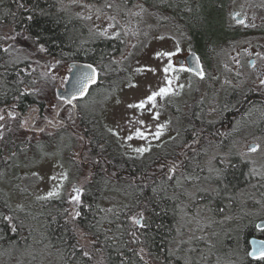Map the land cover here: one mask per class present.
Here are the masks:
<instances>
[{"label":"flooded vegetation","instance_id":"obj_1","mask_svg":"<svg viewBox=\"0 0 264 264\" xmlns=\"http://www.w3.org/2000/svg\"><path fill=\"white\" fill-rule=\"evenodd\" d=\"M126 2L133 3L132 0ZM235 18L238 19L239 16H235ZM244 22L246 23V21ZM237 43L235 41H224L212 48L222 46L225 49L222 54L230 65L227 69L228 72L225 74L229 82L216 90L214 97L217 100L213 97L207 98L205 95L201 97L203 102L194 110L190 108L187 111L185 107L184 112L181 114L182 117H179L182 121L177 128V153L174 159L177 160L175 164L177 176H182L184 169L190 164L192 165L193 171L189 178L191 181L190 187L198 188L197 186H201V182L206 184L205 189H196L191 193V196L195 197L191 200V203H195L201 208L209 207V213L214 214V218L218 220L220 218L222 225L225 224L226 227H229L231 223L238 224L240 228L235 227V230L240 236L234 234L228 236L226 232L227 239H245L247 236L246 239L251 247L252 237L264 239V236H262L264 235V228L258 226L259 221L264 219V209L258 215L253 211L261 203H264V183L260 182L259 176L254 175L252 172L251 160L254 158L252 155L255 154L248 151L255 144L261 145L260 137L262 140L264 139V88L261 87V80H264V51L258 53L250 50L244 57L245 49L249 46H245L247 42H241L243 46H236ZM248 43L257 48H262L260 45L264 44L259 41ZM232 48L238 50H229ZM210 53H216L217 57L218 51L211 50ZM231 60L232 62H230ZM245 60L246 64H244ZM71 61H68L69 66ZM217 64H215L216 67ZM177 66L187 67V64L185 62ZM69 71L70 67L68 70H64L65 81L69 77ZM207 76L212 77L213 73L209 71ZM103 78H106L104 72L94 87ZM196 82V86L203 87L205 85L199 79ZM89 92H91V88ZM102 96H93L91 98L92 102L95 103V100ZM88 98L89 94L74 99L70 103H63L65 100L58 97L55 100L54 111L48 113L41 110L39 105L29 106L25 110L14 103L0 105V116L4 117L0 120V196L1 200L7 203L6 209L0 212V242L6 241L7 237L12 235L14 241H20L22 237L29 240L33 239L32 246L36 247L37 236L40 239L38 241H42L50 232L65 231L64 228H66L70 219L68 216V196L38 199L39 196L30 187L25 185L27 188H23L21 185L25 172L19 177L20 172L16 170V167L21 166L20 158L27 157V155L10 152L6 143L15 140L12 139V137H15L12 136L9 140L6 134L13 127L18 128L27 125L32 132L31 145L33 150V155L27 158H31V161H38L42 155L54 151L50 153L59 156L58 158L56 156L57 161L63 165L62 170H65L67 175L70 169V176L73 179L72 188L83 189L81 200L75 209V212L79 211L80 213L77 216V221H80V218L84 221V208H89L86 207L88 204L84 201V193L89 190L100 193L98 201L93 204V212H96L94 232H88L84 225L80 226V229L83 233L89 235L90 240L94 236L93 242L97 243L95 246L99 253L96 254L95 252L93 256L96 258L97 264H104L101 260V251L102 248H105V244L103 245V241H101L103 231L106 233L110 231L109 236L113 238L114 242L116 241L115 233L119 226L118 215L122 208L115 207L112 211H106L101 206L102 198L106 191L121 192L124 195L126 189L129 188L128 185L138 182L139 173L126 172L115 167L114 164L116 163L111 161L112 158L109 156V152L112 153L113 148L119 141L116 135L110 131V128L105 126V123L99 118L88 121L83 119L81 106L82 102ZM192 110L194 113L192 119H187L186 115L191 113ZM10 113L15 115H10ZM92 114L93 116L97 115L95 111H92ZM25 121H27V124L24 123ZM6 129L8 132L5 131ZM40 129H43V131H40ZM236 140L243 142L242 149L238 152L231 149ZM246 141L248 142L245 143ZM99 147L106 150V152H103ZM100 150L101 153L98 152ZM213 160H224L226 162L239 160L243 164L247 163L249 169L248 172L245 170L246 183L230 188L231 192H228L229 188H227L226 192L222 193L223 191H220L221 187L218 184L220 175L213 176L216 172L213 169L209 170L211 169L209 161ZM163 162V160L160 161L161 164H164ZM170 172L172 173V171ZM219 172H221V168ZM145 176L147 178V174ZM213 178H215L214 181ZM180 179L181 182L185 181L183 177ZM68 182L69 180L66 181V183ZM3 183L6 186H3ZM34 183L37 185L38 179L35 178ZM63 185H61L62 189H64ZM186 187L188 185L177 186L179 192H177L175 203L179 208L182 207V203L187 202L189 197L183 191ZM26 193H29L30 197L32 196V204L30 210H21L26 213V215L21 216L17 212L18 210L13 207V200ZM125 197L127 201L124 206L133 203L132 195L126 194ZM7 217H11V221L6 219ZM34 221L37 225L40 221L41 230L36 229L35 231L33 229ZM13 226H15V230H13ZM240 230L243 233L240 234ZM89 245V243H80L79 247L90 254ZM4 247H2L3 255L8 252L17 255L20 252L19 248L5 249ZM229 249L227 248V250Z\"/></svg>","mask_w":264,"mask_h":264},{"label":"trees","instance_id":"obj_2","mask_svg":"<svg viewBox=\"0 0 264 264\" xmlns=\"http://www.w3.org/2000/svg\"><path fill=\"white\" fill-rule=\"evenodd\" d=\"M147 1L161 17L178 21L185 28L194 50L204 60L209 59L205 55L211 56V48L238 35L237 29H231L228 25L229 0ZM249 31L262 32L264 28H253L245 32ZM87 35L88 26L84 20L69 12L60 0H0V105L14 103L24 110L29 106L39 105L41 110L47 113L54 111L56 102L50 105L44 97L47 96L44 95L45 88L52 90L56 96L55 91L60 77L58 78L54 68L53 58H67L69 61L89 60L100 69L99 74L102 77L100 65L107 62L112 54L117 53L120 39L116 37L87 39ZM95 88H92L91 93ZM81 109L84 120L98 119L97 115L93 116L91 110L82 106ZM193 115L192 111L186 117L192 119ZM27 130L25 126L13 127L9 132L5 130L8 132L6 136L9 140L12 136L19 137L6 143L10 152H17V149L21 151V148H24L22 146L27 145L24 143L28 142L29 139L26 140L28 135L20 138L21 131ZM31 134L30 132V141ZM166 145L169 149L164 150L161 149L163 146L155 145L156 148L152 146L142 155L129 154L119 144L113 148L112 153L109 152L111 161L116 163L110 162L111 164L113 163L119 170L138 172L139 179L138 182L128 185L129 188L124 192L125 195H132L133 203L119 212L116 241L109 236L110 231L107 233L103 231L101 241L105 248L101 251L102 263L149 264L150 261H154L157 264H168L169 260L175 257L172 250L177 241L176 223L179 209L175 203L179 192L177 186L191 183L189 178L193 167L190 164L187 171L182 174L184 182H181L180 178L175 181L177 174L170 173V168L173 166L176 168L177 160L172 158L176 144L168 142ZM101 150L106 152L104 149ZM101 150L98 152L101 153ZM160 158L164 164H158ZM220 168L223 176H220L218 184L222 193H225L227 188L228 192H231L230 188L246 183L245 170L248 172L249 169L247 163L233 160ZM99 196L98 192L86 191L85 202L90 206L86 205L89 210L84 208V221L81 218L77 221L75 215L69 217L65 231L50 232L44 240L38 242L39 245L36 244L37 248H43L47 252L50 249L54 250L51 259L53 264H97L93 255L99 251L95 246L97 243L93 242L94 236L88 246L90 254L85 255L86 252L79 247V234L76 229L84 225L88 232H94L96 212H93V204L98 201ZM6 207L7 203L2 201L0 196V212ZM140 213H143L146 227L131 223V217ZM74 218L76 219L73 220ZM239 233L243 232L240 230ZM246 238H228V243L223 245L224 253L231 257L229 264H264V259L250 257V245ZM0 244L1 248L5 246V249H20L17 255L11 252L4 255L6 264L31 262L46 264L38 261L41 259L40 251H33L35 249L29 239L22 237L20 241H14L10 235Z\"/></svg>","mask_w":264,"mask_h":264},{"label":"rangeland","instance_id":"obj_3","mask_svg":"<svg viewBox=\"0 0 264 264\" xmlns=\"http://www.w3.org/2000/svg\"><path fill=\"white\" fill-rule=\"evenodd\" d=\"M60 1L69 12L79 16L87 24V39L98 37H116L120 39L121 43L117 53L112 54L107 62L100 65L106 78L101 79L100 83L95 86V91L90 94L91 96L86 101L82 102V107L97 113L99 120L111 129L119 141L118 144L127 153L140 155L134 149H150L156 145L157 147L163 146L161 149L166 150V148L169 149L166 143L177 144V128L182 121L179 117H182L181 114L184 112L185 107L187 111L190 108L194 110L203 102L201 97L205 95L207 98L213 97V99L217 100L214 97L216 90L229 82L225 74L228 72L227 69L230 65L222 54L225 50L222 46L215 49L211 48L214 51H218L217 57L216 53L211 54V56L205 55V57L209 58L204 60L205 63L209 62L207 64V68L209 67L207 72H212L213 76H206L207 78L204 77L205 79L200 78V81H203L202 84H205L203 87L196 86L197 78L190 71H180V67H177L175 56L180 53H188L194 49L189 36L178 21L161 17V15L157 14L156 9L149 5L147 0H136L133 3H125L122 0ZM233 9H238L237 13L244 16L242 20L246 21V23H238L240 20H237L232 15ZM88 17L91 18L88 19ZM227 17L229 27L237 29L238 35L224 41L238 42L236 46H243L241 42H247L245 46L249 47L245 49L244 57L250 50L258 53L264 51V44L260 45L262 48H257L248 43L251 41L264 43V31L245 32L253 28H264V0H229L227 2ZM110 24L113 27H109ZM104 30H107V35L100 34ZM229 50L235 51L238 49L232 48ZM162 52H173L175 54L171 58L157 55ZM52 61L62 84L65 81L63 72L69 68V60L58 57L53 58ZM169 63H172L177 68V71L165 74L163 69ZM216 63H218L217 67L215 66ZM213 64L215 66L214 71ZM244 64H246V60ZM151 69H154V71ZM166 76L173 78L171 84L173 92L166 96L157 97L154 105L149 103L144 109L129 107V105L139 103L161 87L168 86ZM261 87L264 88V84L261 83ZM202 92L203 94L200 95ZM45 93L44 95H47L44 96L45 99L49 101L50 105L54 104L57 97L53 91L45 88ZM95 95L104 96L98 97L93 103L91 98ZM189 103L191 104L190 106L188 105ZM157 113H159L158 117ZM160 125L164 127L160 128ZM26 129L28 130L21 131L20 138L27 134L26 139L29 140L24 143L27 145L22 146L24 148H21V151L19 149L16 151L28 157L33 155V150L28 126ZM137 129L144 132L145 135L143 137L137 136L135 134ZM157 132H160V135L157 136ZM129 136L132 139H128ZM16 138L19 137L17 136ZM259 140L261 142L260 148L254 152L255 155H252L254 158L251 161L252 168L256 169L254 175H258L259 179H261L260 182L264 183V139L262 140L260 137ZM242 146L243 142L236 140L231 149L234 152H238L242 149ZM174 149L175 153L172 158L177 153L176 146ZM50 152L54 151H49L42 155L38 161H31V158L27 157L20 158L21 166L16 167V170L20 172L18 176L20 177L25 172L21 185L23 188H27L25 186L27 185L39 197H47V193L54 188L58 191L56 196H68V216L72 217L75 214L78 203L72 199L76 193L73 192V179L70 176V169L67 179H61L62 174L65 173V170H62L63 165L57 161L59 156L56 155V158ZM158 164L161 163L158 162ZM223 164H226V161H209V167L211 168L209 170L213 169L216 172L213 176L218 174ZM186 171L187 168L184 169L183 174ZM172 173L177 174V172ZM53 176L56 179H52ZM35 178L38 179L37 185L34 183ZM178 178H181V176L175 177V181ZM67 180H69L68 183H66ZM212 183L215 184L214 182ZM61 185H63L64 189L61 188ZM187 185L188 187L183 191L189 197L187 202L182 203V207L178 209L177 241L172 250L175 257H172L170 259L171 262L169 260L168 264H229L231 257L224 253L223 245L228 243L227 233L228 236L230 234L239 235L234 228H240V226L231 223L229 227H226L225 224L222 225L220 218L218 220L214 218V214L211 215L209 213V207L201 208L195 203H191V200L195 198L191 196V193L196 189H205L206 184L201 182V186L198 185V188L190 187V182L184 186ZM3 186H6V184L3 183ZM31 200L32 196L30 197L29 193L21 194L13 200V207L22 216L26 215L21 210H30ZM126 201L127 198L121 192L106 191L102 198L101 206L106 211H112L115 207L118 209L127 207L128 205L124 206ZM263 209L264 203H261L253 211L258 215L262 213ZM136 217L139 218V214ZM35 222L33 223V229L35 231L36 229L41 230L40 221L38 225ZM133 222V219H131L132 224ZM76 231L79 234L81 244L90 242V237L87 233H83L79 227H77ZM38 240H40L39 236H37V244L40 242ZM33 249H35V252L40 251L39 256H41V259L38 261L53 264L51 259H53L52 252L54 250L50 249L47 252L43 248L39 249L34 246ZM3 254V249L0 247V264H6V258ZM31 264L36 263L31 262ZM149 264L157 263L150 261Z\"/></svg>","mask_w":264,"mask_h":264},{"label":"snow or ice","instance_id":"obj_4","mask_svg":"<svg viewBox=\"0 0 264 264\" xmlns=\"http://www.w3.org/2000/svg\"><path fill=\"white\" fill-rule=\"evenodd\" d=\"M21 7H23V5H21ZM109 7H111V5H109ZM236 15H239L238 13ZM91 17H88V19H90ZM110 19H114V18H110ZM244 21L243 20H240L238 21V23H243ZM109 27H113V25H109ZM101 35H107V30H104L100 33ZM118 35V33H117ZM175 53L173 52H162V53H158L157 55L159 56H166V57H169L171 58ZM254 66V65H253ZM152 71H154V69H151ZM180 71H192V69H185L183 66L180 67L179 69ZM164 73L165 74H168L170 72H176L177 71V68L172 64V63H169L167 64L164 69H163ZM197 75L203 77L204 73L203 71H198L196 73ZM166 79H167V85L166 87H161L158 91H155V92H152L151 95L147 96L145 99L141 100L139 103L137 104H132V105H129V107H132V108H138V109H144L146 105H148L149 103L151 104H155L156 103V98L159 97V96H166L168 95L169 93L173 92V89L171 88V84H172V80L173 78L172 77H167L166 76ZM89 82H95V77L94 75L92 76H88V75H85L84 78H83V83H84V88H82L80 90V94L83 95L86 90H87V84ZM261 83L264 84V80H261ZM71 101H69L70 103ZM10 115H15L14 113H10ZM157 117L159 116V113L156 114ZM4 117L3 116H0V120H2ZM25 124H27V121L24 122ZM141 123H143V121H141ZM160 128H163L164 126L163 125H160L159 126ZM40 131H43V129H40ZM111 131V129H110ZM137 136H140V137H143L145 135L144 132L140 131L139 129H137L136 133H135ZM156 135H160V132H157ZM128 139H132L131 136L128 137ZM260 148V145L259 144H255L253 146H251L248 151L249 152H256L258 149ZM149 149L148 148H136L134 149V151H136L137 153H140V154H143L144 152L148 151ZM243 155V154H242ZM176 168L175 166H173L170 171L172 172H175ZM252 172L255 173L256 172V169L253 168L252 169ZM218 175H220L221 177L223 176V173L222 172H218ZM52 179H56L55 176L52 177ZM61 179H67V174L64 173L62 174L61 176ZM74 191L76 192V195H74L72 197V199L79 203L80 200H81V193L83 192V189L81 188H75ZM58 195V191L54 188L52 191H49L47 193V197H52V196H56ZM47 197H38V199H45ZM76 216H79L80 213L79 211H77L75 213ZM6 219H8L9 221H11V217H7ZM133 221L137 224V225H140L141 227H146V224L144 223V217H143V213H140L139 214V218H137L136 216H133L132 217ZM13 230H15V226H13ZM85 255H88V253H85ZM261 257L264 258V248L261 249Z\"/></svg>","mask_w":264,"mask_h":264},{"label":"water","instance_id":"obj_5","mask_svg":"<svg viewBox=\"0 0 264 264\" xmlns=\"http://www.w3.org/2000/svg\"><path fill=\"white\" fill-rule=\"evenodd\" d=\"M176 61L179 63L187 62L190 69L193 72L197 73L198 71H203L204 68L201 63V59L199 54L196 51H192L187 55L176 57ZM71 70L69 73V77L65 82L64 86H58L57 94L60 98H64L65 101H72L74 98H81L86 95L91 85L95 84L98 79V71L96 67L88 61H72ZM85 75L95 77V82H89L87 84L86 92L81 95L80 90L84 88L83 78ZM260 228H264V219L260 220L258 223ZM264 248V239L258 237L251 238V247L249 250V255L252 258L261 257V249Z\"/></svg>","mask_w":264,"mask_h":264},{"label":"bare ground","instance_id":"obj_6","mask_svg":"<svg viewBox=\"0 0 264 264\" xmlns=\"http://www.w3.org/2000/svg\"><path fill=\"white\" fill-rule=\"evenodd\" d=\"M39 91V90H38ZM201 95V94H200ZM35 102V101H34ZM2 104V103H1ZM60 111V110H59ZM72 111V110H71ZM72 114V113H71ZM17 117V116H16ZM45 120V119H44ZM42 122V121H41ZM27 140V139H26ZM200 143V142H199ZM193 145V144H192ZM85 147V146H84ZM98 148V147H97ZM89 149V148H88ZM257 155V154H256ZM81 157H83V156H81ZM126 159V158H125ZM175 162V161H174ZM116 169V168H115ZM111 171V170H110ZM250 175V174H249ZM213 179H215V178H213ZM225 188V187H224ZM235 211V210H234ZM73 220H75V219H73ZM252 223V222H251ZM177 224V223H176ZM174 228V227H173ZM239 229V228H238ZM231 247V246H230ZM96 250V249H95ZM98 253V252H97ZM66 262V261H65ZM91 264V263H90Z\"/></svg>","mask_w":264,"mask_h":264}]
</instances>
